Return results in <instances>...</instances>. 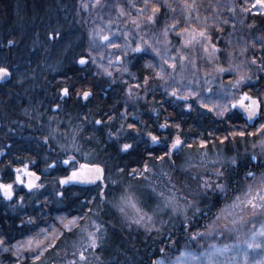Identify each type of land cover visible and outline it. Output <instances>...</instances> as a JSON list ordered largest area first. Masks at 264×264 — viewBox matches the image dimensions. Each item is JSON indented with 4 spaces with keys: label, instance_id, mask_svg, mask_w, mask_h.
<instances>
[{
    "label": "trees",
    "instance_id": "1",
    "mask_svg": "<svg viewBox=\"0 0 264 264\" xmlns=\"http://www.w3.org/2000/svg\"><path fill=\"white\" fill-rule=\"evenodd\" d=\"M96 1L0 0V67L10 73V79L0 84V184L14 185L16 169L28 165L49 185L37 197L14 185L11 200H6L0 189V240L13 250L1 256L3 263L62 264L63 250L76 238V232L67 230L65 222L97 206L101 230L93 253L95 264H156L161 257L172 258L186 246H195L199 233L235 199L249 173L264 175V160L254 161L248 150L251 140L258 138L251 135L256 126L249 127L237 110L220 118L196 102L190 107L174 102L160 88L153 58L147 52L135 50L128 57L122 54L125 63L118 68L128 71L129 80L148 84L147 89L149 84L156 88L132 103L125 101L127 85L120 84L119 71L107 73L95 64L92 49L101 43L94 40L97 21H91L87 10L90 5L95 7ZM185 1L145 0L138 6L147 7L153 17L152 33L169 37L166 31L173 21L183 24L178 9ZM246 5L243 0L221 3L222 7H237V30L226 14L203 27L211 42L217 44L220 58L243 48L247 65L258 62L260 72L253 70L256 86L247 85L245 92L259 98L264 110V15L244 11ZM98 7H106L103 12L109 13L112 7L131 5L128 0H101ZM240 43L243 46L238 47ZM81 58L87 62L81 64ZM85 92L90 93L87 99ZM263 120L261 115L257 125ZM53 134L62 142L55 141ZM70 134H75L81 144L80 155L59 149L65 135ZM153 136L161 143H153ZM176 137L184 141L187 150L220 146L237 158L223 169L226 194L207 187L211 167L185 169V151L170 157V144ZM125 144L131 148L123 150ZM88 154L90 161L85 157ZM161 161L163 170L147 173V168ZM81 165L103 166V180L90 187L61 183ZM174 182L193 198L194 209L187 219L180 217L163 229L147 232L128 226L111 204L134 187L143 204L152 206L155 194L171 189ZM19 201L21 205L15 204ZM50 226L55 239L52 248L38 260L28 253L24 258L16 257V243Z\"/></svg>",
    "mask_w": 264,
    "mask_h": 264
},
{
    "label": "rangeland",
    "instance_id": "2",
    "mask_svg": "<svg viewBox=\"0 0 264 264\" xmlns=\"http://www.w3.org/2000/svg\"><path fill=\"white\" fill-rule=\"evenodd\" d=\"M144 1L128 0L131 7H112L109 13H107L108 10L103 12L106 7H98L101 0L93 3L95 7L89 6L87 15L91 17V21H97V26L93 30L94 40L101 43L98 47L94 45L92 49L97 68L107 73L110 70L119 71L120 84L124 87L127 85L125 101L132 103V101L139 100V98H143L145 92L152 91L156 86L149 84L150 88L147 89L148 84L142 86L133 82L132 79L129 80L125 74H128V71L125 68H118L119 65L125 63L121 60L122 54H126L128 57L139 47L142 52L149 53L153 58V68L162 85L160 88L166 91V95L172 97L174 102L182 103L186 107H190L192 102H196L200 107L216 116L226 117L233 111L234 103H238L245 94L250 95L245 92V88L247 85L257 83V74H253V70L255 69L257 72L260 67H258V62H254L253 66L246 64L243 48H239L236 54L227 52L228 55L226 54L225 58H220L219 48L207 37L203 24H209L211 20L222 18L221 16L226 14L229 23L237 30L235 14V11L238 10L237 7H222L223 0H187L182 2L183 5L178 9V17L182 18L183 24L177 25V22L173 21L169 25L170 29L166 31L169 37H165L161 32L152 33L153 22L148 19L150 16L148 8L138 6V3L142 5ZM224 1L231 2V0ZM243 1L248 5L242 7L244 11L264 15V9L255 4V0ZM97 4L99 5L97 6ZM241 30L242 28L239 27L238 32L241 33ZM200 32H203L204 35L200 36ZM105 36L108 37L107 40L104 39ZM236 37L239 39L241 36L237 33ZM241 46H243L242 43L238 45V47ZM220 69H224V71H220ZM261 115L264 116L263 109ZM262 125H264V120L256 125V132L251 134L252 136L257 135V140H251L248 145L249 153L253 154L254 161L264 160V129H262ZM65 136L66 140L59 144V149L70 150L72 155H80L82 147L75 134ZM52 137L56 141V135L53 134ZM176 138L170 144V157L185 151L183 160L185 169L192 170L197 167L200 171L207 166L211 167L212 173L208 177V185L211 187L208 188L220 190L218 185H222V191L226 194L222 183L223 169L233 165V161L236 162L237 158L227 155L225 148L220 146H215L212 150L203 147L196 151L187 150L180 137L181 144L173 149L172 145ZM58 140L62 142L61 139ZM153 143L161 142L157 140ZM85 157L90 161L89 154ZM25 167L28 172L34 173L28 165L18 168L21 170L19 175L23 183L16 178L14 185L26 189L33 197H37L47 190L49 185H45L39 180L33 183L36 185L35 187L29 189V176L24 172ZM164 168L161 161L155 167L147 168V173L155 174ZM262 178H264L263 174H248L235 199L219 212L216 220L209 225L208 229L199 233L195 246H186L178 255L172 258L161 257L158 261L164 260L165 264H170L182 253L190 252L199 257V260L190 261V264H207L208 254L216 248L227 247L228 251L222 255L217 253L214 257L216 264H264V233H262V228H264V187L261 185ZM171 184V189H162L156 193L157 195L155 194L157 200L155 198V203L152 206L146 207L143 204L134 187L122 192L111 201V204L120 215L122 222L127 223L128 226L147 232L160 230L170 222L176 223L180 217L187 219L194 209L195 201L185 194L184 190L186 189L179 183ZM14 185L11 199L15 196ZM15 204L21 205V201ZM133 204L135 207L132 206ZM253 205L255 206L253 207ZM97 208L95 206L96 211H98ZM95 210L92 209L88 211L89 214L86 213L65 222V228L75 231L76 238L69 243L68 248L63 250L62 264H95L93 253L101 230V222ZM50 230H52V226L16 243L14 246L17 250L16 257L24 258L28 253L34 260L41 258L47 249L55 245V239ZM90 234L95 236V246L92 245ZM30 241L31 244H29ZM11 251L13 252L4 243L0 244V264H11L7 260L4 263L1 262V256L12 253ZM81 256L84 258L81 259Z\"/></svg>",
    "mask_w": 264,
    "mask_h": 264
},
{
    "label": "snow or ice",
    "instance_id": "3",
    "mask_svg": "<svg viewBox=\"0 0 264 264\" xmlns=\"http://www.w3.org/2000/svg\"><path fill=\"white\" fill-rule=\"evenodd\" d=\"M255 4L260 5V7L262 9H264V0H255ZM253 6H255V5H253ZM153 11L154 12L158 11V9L154 8ZM148 19L152 20L153 17L149 16ZM199 35L203 36L204 33L200 32ZM104 39L107 40L108 37L105 36ZM9 43H12V41H9ZM113 46H115V45H113ZM136 51H140V48L138 47L136 49ZM79 62L81 64H85L87 61L84 58H81ZM220 71H224V69H220ZM9 75H10V73H9L7 68L0 67V80H3L6 76H9ZM241 79H244V77H241ZM237 83H239V81H237ZM63 92H64L65 95H67L68 94V89L67 88L63 89ZM129 94L131 95V92H129ZM89 95H90L89 92L83 93V96H84L85 99H87ZM173 95H175V92H173ZM245 100H251V104H245L244 103ZM239 104H240V106L242 108L245 109V111L248 112V118L250 120L258 112L259 102L257 100H253L251 97H248L246 94H245L244 98L239 101ZM233 107H236V105L233 104ZM97 123H100V121H97ZM129 127H132V125H129ZM261 127H262V129H264V125H262ZM240 135H244V133L241 132ZM225 139H226V137H225ZM152 140H153V142H156L158 140V137L153 136ZM180 144H181V140H180L179 137H177L175 142L172 145V148L175 149ZM129 148H131L130 144H125L123 146V150H127ZM233 162L235 163V161H233ZM65 163H68V161H65ZM88 169H89L88 165H81V171L80 172L74 171L72 173V176L69 177L68 180H79L81 182L95 183L96 180L103 179V169L102 168H100L99 166H96V167H94V168H92V169H90L89 171L86 172L85 170H88ZM16 171H17V177H16L17 180H19L21 183H23V180H21V177L19 175L21 170L17 169ZM24 172L29 177L35 175V173L28 172L27 171V167H25ZM249 175H251V173H249ZM68 180H63V181H61V183H68ZM261 185H262V187H264V178L261 179ZM35 186L36 185H34L33 182L31 180H29V182H28L29 189H31V188H33ZM207 187H211V185H207ZM218 187H220L221 189L223 188L222 185H218ZM12 188H13V186L11 184H7V185L0 184V189H2L4 191V195L8 199L12 198V195H13ZM132 206L135 207L134 204ZM254 206L255 205H253V207ZM262 233H264V228H262ZM90 235L92 236V245L95 246V236H94V234H90ZM3 243H4V241L0 240V244H3ZM29 244H31V241L29 242ZM228 250L229 249L227 247H225L223 249L216 248L212 253L208 254L207 264H216V260L214 259V257L217 255V253L222 255L224 252H226ZM83 258L84 257L81 256V259H83ZM197 260H199V257L193 255L190 252H184V253L181 254V256L177 257L175 261L170 262V264H190V261H197ZM156 264H165V261L164 260H160V261H157Z\"/></svg>",
    "mask_w": 264,
    "mask_h": 264
},
{
    "label": "water",
    "instance_id": "4",
    "mask_svg": "<svg viewBox=\"0 0 264 264\" xmlns=\"http://www.w3.org/2000/svg\"><path fill=\"white\" fill-rule=\"evenodd\" d=\"M9 79H10V75H9V76H6L3 80H0V82H5V81H7V80H9ZM246 95H247L248 97H251L253 100H257V101L259 102V109H258L257 114H256V115L250 120V119L248 118V112L245 111V109L242 108V107L240 106L239 102H238V103H234V104L236 105V107H233V105H232V109H233V110H237V111H238V112L244 117V119L248 121V122H247L248 126L251 127V128H253V127H255V126L257 125V122H258V120H259V118H260V116H261V113H262V108H263V106H262V103H261V101H260L259 98H257V97H253V96L248 95V94H246ZM244 96H245V95H244ZM244 96H243V98H244ZM243 98H242V99H243ZM242 99H241V100H242ZM244 103H245V104H251V100H245ZM0 159H1V155H0ZM88 166H89V169H88V170H85L86 172L89 171L90 169L96 167V166H99L100 168H102V169H103V178H104V176H105V169H104L103 166H101V165H88ZM75 171H76V172H80L81 169H79V170H75ZM73 172H74V171H72V172L66 177V180H68V178L72 176V173H73ZM34 173H35L34 176L29 177V180H31L33 183H35V182L41 180V178H42L41 175H39L38 173H36V172H34ZM101 180H103V179L96 180L95 183L81 182V181H79V180H68V183H67V184H69V185H75V186H80V187H90V186H94V185H96V184L99 183ZM3 196H4V198L8 199V198L4 195V193H3Z\"/></svg>",
    "mask_w": 264,
    "mask_h": 264
},
{
    "label": "flooded vegetation",
    "instance_id": "5",
    "mask_svg": "<svg viewBox=\"0 0 264 264\" xmlns=\"http://www.w3.org/2000/svg\"><path fill=\"white\" fill-rule=\"evenodd\" d=\"M0 84H1V82H0ZM248 121L246 120V123H247Z\"/></svg>",
    "mask_w": 264,
    "mask_h": 264
}]
</instances>
